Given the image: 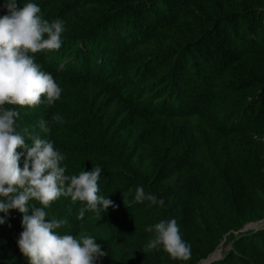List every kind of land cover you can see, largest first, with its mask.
Instances as JSON below:
<instances>
[{
	"label": "trees",
	"instance_id": "obj_1",
	"mask_svg": "<svg viewBox=\"0 0 264 264\" xmlns=\"http://www.w3.org/2000/svg\"><path fill=\"white\" fill-rule=\"evenodd\" d=\"M29 2L64 22L61 47L34 54L62 92L53 105L42 97L5 107L19 112L26 143L24 129L65 156L66 175L100 166L98 195L114 205L80 220L83 203L61 196L45 209L46 222L68 221L58 234L79 238L97 219L107 255L96 264H198L229 232L264 217V0H16ZM138 187L164 206L135 202ZM0 217V264H29L17 243L23 214ZM171 219L190 246L187 261L162 246L144 252L155 235L145 229ZM238 244L210 264H264V229Z\"/></svg>",
	"mask_w": 264,
	"mask_h": 264
},
{
	"label": "clouds",
	"instance_id": "obj_2",
	"mask_svg": "<svg viewBox=\"0 0 264 264\" xmlns=\"http://www.w3.org/2000/svg\"><path fill=\"white\" fill-rule=\"evenodd\" d=\"M7 14L0 17V212L5 214L16 209L23 214L22 227L17 241L20 252L29 264H96L106 256L96 238L80 233L79 238L60 235L56 229L67 224L66 219L45 220V209L61 196L80 201L78 219L83 220L85 212H106L113 201L98 195L102 168L82 170L78 175H66L65 156L54 148L52 142L40 138L28 129L25 136L16 131L15 121L19 112L5 105L35 107L46 97L53 105L61 96L62 89L51 74L41 71L34 61L38 52L58 50L62 45L61 34L64 22L59 18L49 22L39 13L37 4L29 2L18 7L16 0H6L3 5ZM45 36L47 38H45ZM52 121L62 123L56 114ZM44 132L50 128L46 121L39 122ZM18 149H24L20 152ZM24 157L23 167L20 166ZM124 195V194H123ZM135 202L145 200L164 206L165 200L153 193H146L143 187L135 192ZM38 201L41 206H29V201ZM124 202L127 205L124 196ZM31 207L32 214L29 215ZM5 217H0V224ZM145 231L155 235L149 239L144 252L158 250L161 246L174 260L190 259V246L184 242L175 219L161 220Z\"/></svg>",
	"mask_w": 264,
	"mask_h": 264
},
{
	"label": "rangeland",
	"instance_id": "obj_3",
	"mask_svg": "<svg viewBox=\"0 0 264 264\" xmlns=\"http://www.w3.org/2000/svg\"><path fill=\"white\" fill-rule=\"evenodd\" d=\"M98 69V68H97ZM98 72L96 69H95V73ZM264 219V217L262 218ZM260 219V220H262ZM260 220H255V221H250L246 224H244L241 228L239 229H236V230H233L231 232L228 233V235H226L225 237H223L220 241H219V244L216 246V248L214 249L213 252H216L218 249H220L221 253L219 254V256L216 258V259H213L211 260L212 261H219V260H222L223 258H225L224 256H227L228 254H232V253H235L237 252V249H239L240 251H242L240 245L238 244V241H242V239L244 238V236H249V235H252L253 233L255 232H259L261 230L264 229V225L262 227H256L254 226L253 227V224L257 221H260ZM101 225L102 223H100L97 219H94L90 224H89V229L87 232H85V234L87 235H90L94 238H96V242L97 240H99V236L102 235L101 233ZM246 227H250V229H246V230H243L245 229ZM252 228V229H251ZM253 232V233H252ZM261 241V240H259ZM257 244V243H256ZM251 249H249L247 252H246V255H248L249 253H251L250 251ZM213 252L211 253V255L213 254ZM210 255V256H211ZM210 256H208L207 258H209ZM207 258H204V259H207ZM222 258V259H221ZM203 259V260H204ZM249 259H252L255 263L257 262L256 258H255V255L254 254H250L249 256ZM256 260V261H255ZM200 263V262H199ZM198 263V264H199ZM197 264V263H196ZM205 264V263H203ZM210 264V263H209Z\"/></svg>",
	"mask_w": 264,
	"mask_h": 264
},
{
	"label": "water",
	"instance_id": "obj_4",
	"mask_svg": "<svg viewBox=\"0 0 264 264\" xmlns=\"http://www.w3.org/2000/svg\"><path fill=\"white\" fill-rule=\"evenodd\" d=\"M264 225V219H262V220H260V221H257V222H255L254 224H253V227L254 226H256V227H262ZM246 229H250V227H246L245 229H243V230H246ZM252 229V228H251ZM215 252H213V254H214ZM212 254V255H213ZM212 255L209 257V258H207V259H204V260H201V262L199 263V264H203L204 262H207V261H209V262H207L206 264H209V263H211V257H212Z\"/></svg>",
	"mask_w": 264,
	"mask_h": 264
},
{
	"label": "bare ground",
	"instance_id": "obj_5",
	"mask_svg": "<svg viewBox=\"0 0 264 264\" xmlns=\"http://www.w3.org/2000/svg\"><path fill=\"white\" fill-rule=\"evenodd\" d=\"M220 251H221V250L218 249V250L212 255V257H211L210 259H211V260L216 259V258L219 256V254L221 253ZM211 260H210V261H211ZM207 262H209V261H207ZM207 262H204V263L206 264Z\"/></svg>",
	"mask_w": 264,
	"mask_h": 264
}]
</instances>
